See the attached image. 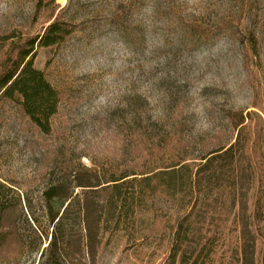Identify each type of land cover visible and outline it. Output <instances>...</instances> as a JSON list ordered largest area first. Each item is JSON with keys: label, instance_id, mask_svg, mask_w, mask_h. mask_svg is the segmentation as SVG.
Masks as SVG:
<instances>
[{"label": "rangeland", "instance_id": "rangeland-1", "mask_svg": "<svg viewBox=\"0 0 264 264\" xmlns=\"http://www.w3.org/2000/svg\"><path fill=\"white\" fill-rule=\"evenodd\" d=\"M56 19L72 34L38 48L34 62L61 95L50 133L0 99V264H39L50 216L83 192L78 183L125 175L137 178L122 189L135 214L105 233L97 264H161L181 195L142 178L230 142L232 118L264 115V0H0V37L31 39ZM263 187L257 175L252 215L264 212ZM235 213L216 221L231 239L217 244L215 263L233 247ZM253 224L263 264L264 224Z\"/></svg>", "mask_w": 264, "mask_h": 264}, {"label": "trees", "instance_id": "trees-1", "mask_svg": "<svg viewBox=\"0 0 264 264\" xmlns=\"http://www.w3.org/2000/svg\"><path fill=\"white\" fill-rule=\"evenodd\" d=\"M72 30L70 24L56 19L43 34L31 39L15 34L0 37V99L21 106L46 134L51 131L52 117L58 113L61 95L45 73L35 67L37 49L61 44ZM255 115L260 120L258 127L253 126ZM232 120L237 134L230 142L198 162H182L142 178L156 179L168 192L181 195L183 217L161 264H258L259 239L253 220L263 225L264 212L260 216L250 214V195L257 175L264 185V147L257 153L254 146L257 140L264 146V115L251 112ZM129 177L111 178L106 186L78 183L83 192L71 197L61 214L50 216L52 232L39 264H97L105 233L118 229L130 212L135 214L136 205L128 208L122 195V189L137 179ZM98 193L105 194V199L91 196ZM46 196L49 200L56 197L52 193ZM217 197L223 198L218 209L214 206ZM262 199L264 203V192ZM232 208L236 210L235 242L233 247L223 246L222 257L215 263L217 244L231 239L216 221L220 223ZM218 210H222L221 215Z\"/></svg>", "mask_w": 264, "mask_h": 264}]
</instances>
